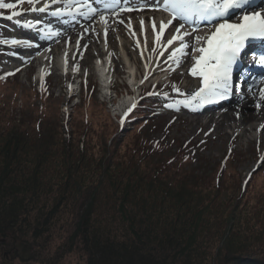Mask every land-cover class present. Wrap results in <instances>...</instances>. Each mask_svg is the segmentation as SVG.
Wrapping results in <instances>:
<instances>
[{
	"label": "trees",
	"instance_id": "16d2710c",
	"mask_svg": "<svg viewBox=\"0 0 264 264\" xmlns=\"http://www.w3.org/2000/svg\"><path fill=\"white\" fill-rule=\"evenodd\" d=\"M158 103L146 96L123 127L84 119L68 138L57 113L0 108V237L21 244L27 264L74 252L86 264H264V188L228 175L235 158L212 169L190 143L158 141ZM59 222L63 244L41 257Z\"/></svg>",
	"mask_w": 264,
	"mask_h": 264
},
{
	"label": "rangeland",
	"instance_id": "374dc122",
	"mask_svg": "<svg viewBox=\"0 0 264 264\" xmlns=\"http://www.w3.org/2000/svg\"><path fill=\"white\" fill-rule=\"evenodd\" d=\"M7 2L16 3L17 0H8ZM22 5L23 9H21V12L23 15L10 20L11 22L10 24L8 23L5 33L8 35V37L24 38L30 45L34 42L31 41L29 36L25 35L24 32L28 31L35 33L37 28L22 27V24L29 20L34 23V19L29 17L31 12L27 13L28 10L24 8L25 4L23 3ZM17 20H20V24L16 22ZM115 36L119 43L118 45L120 46L121 42L124 40L117 35ZM99 37L100 41L97 46L91 47L93 58L85 55L84 53H80L79 55L74 53L73 56L78 59L79 65L75 64L74 68L71 67V69H66L62 73L59 70L57 64L58 55L52 58V63H40L41 60L45 61L51 59V57L48 55L49 48L40 52L39 54H36L34 61H28L30 56L28 46H20V48L25 50L24 54L18 53V45H12L10 42L7 45L2 46V51H0V63L2 65V70L5 71L8 76L10 74L13 78L7 82L0 78V108L8 107L7 109H10L16 106L22 110L25 106H39L45 112L57 113L61 116V118L65 119L72 111V107L78 102H76L75 98L81 97L79 90H77L74 94L71 93L70 90L72 89L70 84L72 78L74 81H76L75 87H78L80 83L78 74L80 73L83 81L85 79L89 81L88 88H92L89 92L92 94V96H94V99L90 103H87L80 110L79 117H77V112L73 113L74 119L73 121L68 120V128L72 130L74 128L75 130V125L82 127L85 119L87 122L92 123V125L97 130H99V128H101L100 126H102V123L105 121L106 116H108L109 122L111 120L114 121V113H112L111 110H115V107H119L127 100L126 94L124 93V86L127 88V77L125 75L126 69L123 63L120 61V47L113 53L111 52V46H106L103 42L105 40L104 35H100ZM101 38L104 40L102 41ZM132 39H134V37H132ZM134 40L138 41L136 38ZM130 41L128 43L129 45L131 44ZM5 49H9V51H5ZM72 50L73 47L70 49V51ZM99 51H101L102 56L108 52H110L111 56H116V59L114 60L116 63L115 76L118 77L116 80V86L114 88L116 89L117 93L115 92L110 96L106 95V90H103L100 86L99 77L95 69L94 60L99 57ZM161 53L159 54V58L163 59L164 54L163 52ZM161 65L162 62L157 63L155 67L160 68ZM171 66H173V64L168 65L166 69H169ZM38 71L40 73H42V71L49 72L50 74L48 75V81L51 84L53 88L52 92L56 95V97L54 100H50L48 103L46 101H38L37 97L34 95V88L37 87L38 84H42ZM144 74L145 72H143V75ZM184 74L185 73L183 70H179L177 73L179 78L177 86L171 87L168 90L165 88V91L171 93L174 91V95L171 98L173 104L169 106V112L166 113V118L162 117L156 121L157 123L161 122L163 126L159 127L158 131H162V133L166 135L170 142L178 140L181 143H196L201 155L204 157L205 161H207V165H209L212 169L217 168L218 164H220L221 161L228 156V153H230L231 150H235L236 152L232 158H235L237 163L234 162L236 164H233V167L228 169V175L235 176L241 180L249 176L250 173L256 169V167L260 166V168H263L264 143L259 142L258 133L255 132L251 134V136H249V134L245 136L243 133H238L235 130L227 129L222 133V135H219L218 132L215 131V126H211V124L207 125V118L214 115V113L216 115L219 112L212 113L207 109H203L198 113V111L194 110L196 109L197 104L193 103L191 107H187L181 103L182 101L179 98L183 97L182 99H185L187 96H190L193 92L197 91L199 83L197 80H186ZM66 76H69V78ZM115 76L113 77V81L115 80ZM120 90H122L124 93L123 95L119 94L121 93ZM178 92H182V94H179ZM72 94L74 97L76 96L75 98L73 97V99H71ZM117 95L118 98L116 97ZM111 103H114V106L111 105ZM191 109L196 111L195 115L189 114ZM198 116L202 119L199 125L197 123ZM142 127L144 126L137 125L136 127L128 128L129 130H127L125 133V141L127 143L134 141L135 136L140 134ZM112 131H114V129L110 128V133ZM165 135H161L160 137L157 136V140H162ZM260 159L263 160L260 162ZM254 177V189L258 191L264 188V171L258 172ZM61 226L62 223L59 222L52 228L51 233H53V237L50 238L48 247H46L45 250L41 248L38 249V253L41 257H46L47 255H50V253L55 255L58 247L63 244L68 232L63 230L64 228H61ZM8 246L11 247L12 244L10 243ZM14 247L15 249L13 246L11 247V249H13V255L11 256L10 264H20L19 256L21 255L25 259L27 257H25L24 249L21 244H18ZM86 259V256H84L82 252H74L66 254L62 261H60L58 264H86Z\"/></svg>",
	"mask_w": 264,
	"mask_h": 264
},
{
	"label": "bare ground",
	"instance_id": "6f19581e",
	"mask_svg": "<svg viewBox=\"0 0 264 264\" xmlns=\"http://www.w3.org/2000/svg\"><path fill=\"white\" fill-rule=\"evenodd\" d=\"M131 0H123L125 3H129ZM40 7H42L45 3H48L51 7H49L46 11H55L57 8V4L51 3V0H39L37 2ZM127 6H131L133 8L132 11H121L117 9H107L102 13L100 16L99 24L103 26V28H106L105 33L107 34L105 36V40L101 38V40L105 43L106 46H111V52L114 53V51H117V49L120 47L119 51L122 55L120 58V61L123 63H127L131 68L133 72V69L136 70L137 75H140V65L143 66L144 70L148 71L150 74L153 65L157 62V57L154 55L155 51H158L161 48L165 49V57H168L172 51H174L177 47H179L180 41L177 40L173 43V45L169 46L167 45V39L170 38L169 33H173V28L175 26L179 25V22H174L170 27L166 28L165 31L161 34L159 24L161 21L167 23V21L170 19V15L167 12H160L159 7H153L150 5H141V4H127ZM106 9V8H102ZM157 12V14H154V12ZM257 13V12H253ZM249 13V14H253ZM259 13V12H258ZM264 14V11L261 13ZM44 15L42 12L36 13V25L39 26V28H42L46 33H50L53 29L54 31H58L56 36H52L51 38H44L42 34L40 33H27L24 32L25 35L29 36V39L33 41L34 43L38 44L39 47L34 46L33 44H30L31 47H29L28 51L30 53V59H32L37 53L40 51L50 48L49 53L50 55H57L59 56L62 54V58L60 57L58 68L61 69L64 64L67 63V60L70 59V64L78 63V59L75 57L73 58L74 53H84L85 55L93 58V54L91 52V47L97 46V44L100 41L99 33L100 28L97 27L96 23L93 25H88L87 27L85 24L78 25V26H72L70 28H64L60 27V25H53L51 23L52 18L54 16L51 15V12ZM240 18V17H239ZM239 18L236 19L233 23L239 22ZM38 21V23H37ZM141 21H143V24L141 25ZM129 23H132L133 29L135 32L139 33L140 37V48L137 50L135 49L136 44L133 43L132 45L128 44V39L131 37V32L128 31L127 25ZM155 23V27H154ZM60 27V29H58ZM87 28V29H86ZM145 30V31H144ZM186 26L184 29H181V34L185 32ZM115 32H118V36L123 39L124 41L121 42L120 46L118 45L117 38L115 36ZM202 31H199L198 33H193L191 36H186L185 42H188L189 44L194 43V37L195 35H205L206 33H201ZM128 37V38H126ZM157 37H159V40H157ZM14 40H22L27 41L24 38H14ZM247 43V42H246ZM75 44L76 47H74L72 52H69V49L71 46ZM18 45L17 52L24 54L25 50L20 48L22 44H16ZM187 52L191 53L192 49L191 47L186 50ZM66 52H68L66 54ZM98 55L101 56V51L98 52ZM179 55V54H178ZM195 55H198L196 53ZM243 55V51L241 53V56ZM67 57V58H64ZM69 56V58H68ZM103 56L107 57L104 58L106 60H111L112 63H115L116 56H110V52L104 54ZM112 57V58H111ZM256 57V56H254ZM171 61H175L176 58L169 59ZM43 62V61H41ZM240 62L244 66H249L240 59ZM194 64V60L192 59L191 55L183 56L182 59L179 60V65L175 64L176 68H186L188 67L189 70L186 74V78L193 77L190 74V68ZM112 71V68L110 69V72ZM106 67L102 66V73L105 74ZM114 73L113 75H115ZM68 77V76H67ZM69 78V77H68ZM247 78H245V82H247ZM261 83L258 82L253 87L252 93L249 95V101L248 103L243 107L241 106V97L240 96H233L230 100H223L221 102H218L217 104V111L219 114L214 113L211 117H208L207 125L215 126V131L218 132L219 135H222L224 131L227 129L235 130L238 133H243L245 136L253 133L259 134V142L264 143V101H261L259 99V93L262 89H264V74L261 78ZM233 90V92H235ZM257 104L260 105V107H257ZM123 105H120L122 107ZM207 105L198 106L196 111H199L200 109H204ZM227 109V110H224ZM191 109V114H196ZM224 110V111H223ZM188 111V110H187ZM202 119L198 116L197 123L198 125ZM264 147V145H263ZM262 147V148H263ZM254 179V178H253ZM247 180H252L250 177L247 178Z\"/></svg>",
	"mask_w": 264,
	"mask_h": 264
},
{
	"label": "snow or ice",
	"instance_id": "6c2138e0",
	"mask_svg": "<svg viewBox=\"0 0 264 264\" xmlns=\"http://www.w3.org/2000/svg\"><path fill=\"white\" fill-rule=\"evenodd\" d=\"M25 2L32 5L30 10L33 12H45L50 7L48 3H45L42 7L36 8L35 4L39 0H17L16 3L0 0V9L12 10L7 19L13 20L15 17L22 16V12L15 9L19 4ZM57 2L58 0H51L53 4ZM252 2L253 0H163V7L160 10L169 13L172 19H169L167 23L160 22V33L162 34L169 25H172L173 20L180 21L179 25L173 28L175 34L169 33L170 38L167 39L169 46L179 40V47L172 51L167 59L175 57L174 62L178 66L180 58L191 55L194 64L190 68V74L200 79L199 89L181 102L184 106L191 107L193 103L198 106L218 103L228 99L232 94L233 68L240 60L246 42L264 40V14L245 12L236 23L228 22L226 17L229 16L231 10L244 9ZM112 4L117 5V10H119V0H112ZM107 7H111V5H107ZM72 8H76V11H71ZM83 9L85 10H81L76 4L69 3L65 7L52 11L51 15L57 18L75 15L90 18L95 12L87 3L83 5ZM124 10L132 11L133 8L125 5ZM16 22L20 24V20ZM201 22H208L211 25L209 32L203 36L195 35V42L192 44L185 42L186 36H191L192 32H199V29L194 26ZM142 24L143 21H141ZM186 25L193 26L192 32L185 31L181 34V29H184ZM22 27L35 28L36 24L29 20L23 23ZM12 44L31 47L27 41L22 40H13ZM190 47L191 53L186 51ZM196 53L198 55H195ZM254 59L257 60L259 66H264V54H260ZM239 90L240 85L237 84L236 91ZM259 99L264 101V89L260 91ZM257 107L260 105L257 104Z\"/></svg>",
	"mask_w": 264,
	"mask_h": 264
},
{
	"label": "flooded vegetation",
	"instance_id": "af4514ba",
	"mask_svg": "<svg viewBox=\"0 0 264 264\" xmlns=\"http://www.w3.org/2000/svg\"><path fill=\"white\" fill-rule=\"evenodd\" d=\"M11 242L12 241H9L6 238L0 237V264L11 263V256L13 255V249H11V247L13 246V248L15 249L14 246H16V242ZM10 243L12 244L11 247L8 246ZM19 258L20 264H27L24 257L20 255Z\"/></svg>",
	"mask_w": 264,
	"mask_h": 264
}]
</instances>
